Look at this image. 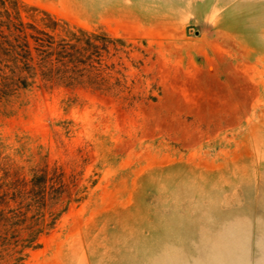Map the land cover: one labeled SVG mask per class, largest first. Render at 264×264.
<instances>
[{
	"label": "rangeland",
	"instance_id": "374dc122",
	"mask_svg": "<svg viewBox=\"0 0 264 264\" xmlns=\"http://www.w3.org/2000/svg\"><path fill=\"white\" fill-rule=\"evenodd\" d=\"M19 2L124 38L140 63L123 54L131 104L2 96L0 180L57 167L75 201L0 264H264V0Z\"/></svg>",
	"mask_w": 264,
	"mask_h": 264
},
{
	"label": "trees",
	"instance_id": "16d2710c",
	"mask_svg": "<svg viewBox=\"0 0 264 264\" xmlns=\"http://www.w3.org/2000/svg\"><path fill=\"white\" fill-rule=\"evenodd\" d=\"M20 9L19 0H0V100L34 85L84 88L128 104L136 99L124 73L123 54L131 66L140 63L131 56V43L102 28L71 25L33 6L26 16ZM63 176L57 167L44 165L29 181L0 180V245L9 247L10 254L18 246L38 247V238L75 201L64 195ZM64 198L63 207L55 211Z\"/></svg>",
	"mask_w": 264,
	"mask_h": 264
}]
</instances>
